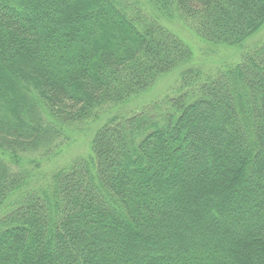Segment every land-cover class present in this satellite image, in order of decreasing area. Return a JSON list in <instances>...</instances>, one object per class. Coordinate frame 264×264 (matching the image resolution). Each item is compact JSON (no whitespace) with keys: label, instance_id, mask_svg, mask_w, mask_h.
<instances>
[{"label":"trees","instance_id":"obj_1","mask_svg":"<svg viewBox=\"0 0 264 264\" xmlns=\"http://www.w3.org/2000/svg\"><path fill=\"white\" fill-rule=\"evenodd\" d=\"M144 1L158 16L139 0H0V264H264V43L205 76L160 20L240 47L264 0ZM175 70V95L109 117L87 156L31 187L20 157Z\"/></svg>","mask_w":264,"mask_h":264},{"label":"rangeland","instance_id":"obj_2","mask_svg":"<svg viewBox=\"0 0 264 264\" xmlns=\"http://www.w3.org/2000/svg\"><path fill=\"white\" fill-rule=\"evenodd\" d=\"M139 3L145 10L158 16L146 1L139 0ZM160 20L166 28L174 32L190 48L191 62L185 67H194L205 76H214L219 70L239 63L243 53L253 51L264 43V25L248 37L240 47H229L204 41L183 20L175 16L162 17ZM179 78V70L172 71L160 77L151 88L136 98L119 106L105 108L98 119L62 127L61 144L55 152L44 158L28 154L19 158L17 166L30 171L32 188L44 186L53 172L68 166L74 159L87 156L90 153L92 136L106 119L114 115L130 116L153 102L175 95L180 83ZM2 157L6 160L9 159L6 154H3ZM15 163L17 162L10 163L12 168L15 167Z\"/></svg>","mask_w":264,"mask_h":264}]
</instances>
